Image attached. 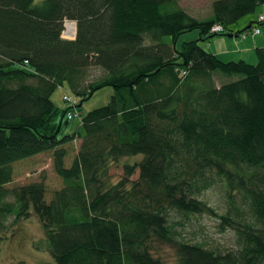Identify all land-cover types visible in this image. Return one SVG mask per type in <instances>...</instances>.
Listing matches in <instances>:
<instances>
[{
	"label": "trees",
	"instance_id": "obj_1",
	"mask_svg": "<svg viewBox=\"0 0 264 264\" xmlns=\"http://www.w3.org/2000/svg\"><path fill=\"white\" fill-rule=\"evenodd\" d=\"M177 1L0 0V233L12 214L15 222L32 211L53 259L43 264H165L151 253L154 241L174 248L177 264H264V49L251 65L222 62L199 45L242 37L249 29L230 27L264 0H215L205 20ZM64 21L75 23L74 40L61 38ZM192 31L199 39L175 49ZM92 68L104 75L90 80ZM215 75L237 79L216 87ZM63 85L81 102L104 87L115 94L71 128V108L51 101ZM43 153L63 185L49 201L42 180L6 187L15 163ZM139 155L110 181L112 165ZM216 181L223 215L198 198ZM169 211L219 219L234 247L177 240Z\"/></svg>",
	"mask_w": 264,
	"mask_h": 264
},
{
	"label": "rangeland",
	"instance_id": "obj_2",
	"mask_svg": "<svg viewBox=\"0 0 264 264\" xmlns=\"http://www.w3.org/2000/svg\"><path fill=\"white\" fill-rule=\"evenodd\" d=\"M41 0H36L39 3ZM215 0H178L179 7L191 17L197 20H205L212 16L211 5ZM264 6V5H262ZM256 12L242 17L236 24L230 28H240L247 20H255ZM69 21H64V23ZM199 34L198 31L185 33L178 37L174 47L179 49L183 43L193 39L190 34ZM197 39V38H196ZM162 43L171 45V38L162 37ZM148 45V40L145 41ZM202 45V42H199ZM89 79L94 81L104 75L100 68H92L88 72ZM237 77L226 78L224 76H213L216 87L233 81ZM115 94L112 87H104L96 91L89 99L81 102L79 97L74 96L66 85L59 86L51 95V101L60 109H66L69 104L64 101V96H70L74 101V106H78L77 110L81 117L88 112L108 104L110 98ZM79 122L77 120L71 121V128L77 127ZM80 141L76 140L71 145H68V156L66 157V164L68 165L79 147ZM142 155L136 157H125L118 160L117 163L111 166L108 174L110 181L118 182L124 178L123 166L125 164H134L142 160ZM138 170L135 171L130 178L132 181L138 179ZM44 181L47 189L46 200L49 201L54 191L62 188L61 180L53 171L52 160L49 153H43L38 156L26 159L13 165V179L7 188H16L32 182ZM220 182L216 181L206 191L199 195V199L204 201L212 207L216 214L223 215L228 211L227 197ZM10 201L12 198L9 197ZM240 206V202L237 203ZM247 214L245 206L240 207ZM168 222L174 227L176 232V239L183 240L190 243H201L205 247L218 250L221 252L232 249L235 245L234 233L227 229L220 232V220L208 216H191L189 219L169 211ZM13 224V225H12ZM8 229L4 233H0V264H43L53 263V259L49 252L46 237L41 224L38 222L36 216L31 211V215L27 219H19L14 222V216L8 218ZM1 238H4L3 240ZM151 253L154 257L159 258L165 264H177V257L174 248L169 244L153 242Z\"/></svg>",
	"mask_w": 264,
	"mask_h": 264
},
{
	"label": "crops",
	"instance_id": "obj_3",
	"mask_svg": "<svg viewBox=\"0 0 264 264\" xmlns=\"http://www.w3.org/2000/svg\"><path fill=\"white\" fill-rule=\"evenodd\" d=\"M255 12L257 17L259 15L264 16V6L257 7ZM257 17L254 20L255 23ZM252 20L245 21L242 27L235 29H247V27H249L251 23L254 22ZM259 27L262 31L261 34L247 35L245 37H240L238 35L218 36L206 41H201V47L225 63L242 61L247 64L256 65L258 63L257 51L264 49V22L263 25ZM190 35V37L193 38L191 41L199 39V34L192 33Z\"/></svg>",
	"mask_w": 264,
	"mask_h": 264
},
{
	"label": "built area",
	"instance_id": "obj_4",
	"mask_svg": "<svg viewBox=\"0 0 264 264\" xmlns=\"http://www.w3.org/2000/svg\"><path fill=\"white\" fill-rule=\"evenodd\" d=\"M256 22L258 24L264 22V16H258L256 19ZM224 29L221 25H214L211 28L212 33H223ZM261 33V29L259 26L254 25L249 31L246 33H243L241 36L245 37L247 35H258ZM71 35V36H65V35ZM62 37L66 39H73L75 37V24L73 22H66L64 23V30L62 32ZM64 101L69 104V107L71 108L67 113H66V120L67 121H80V114L74 109V101L72 98L68 96H64Z\"/></svg>",
	"mask_w": 264,
	"mask_h": 264
},
{
	"label": "water",
	"instance_id": "obj_5",
	"mask_svg": "<svg viewBox=\"0 0 264 264\" xmlns=\"http://www.w3.org/2000/svg\"><path fill=\"white\" fill-rule=\"evenodd\" d=\"M248 28H250V26H249V27H247V29H248ZM227 36H230V35H227Z\"/></svg>",
	"mask_w": 264,
	"mask_h": 264
},
{
	"label": "bare ground",
	"instance_id": "obj_6",
	"mask_svg": "<svg viewBox=\"0 0 264 264\" xmlns=\"http://www.w3.org/2000/svg\"><path fill=\"white\" fill-rule=\"evenodd\" d=\"M65 36H71V35H68V34H67V35H65Z\"/></svg>",
	"mask_w": 264,
	"mask_h": 264
}]
</instances>
